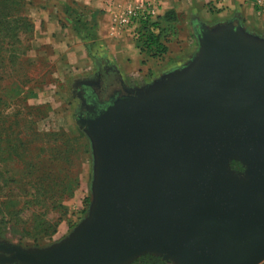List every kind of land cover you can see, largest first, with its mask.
<instances>
[{"label":"water","instance_id":"95a60500","mask_svg":"<svg viewBox=\"0 0 264 264\" xmlns=\"http://www.w3.org/2000/svg\"><path fill=\"white\" fill-rule=\"evenodd\" d=\"M196 39L184 66L78 113L87 215L44 248L0 241V264L264 261V38L227 22Z\"/></svg>","mask_w":264,"mask_h":264},{"label":"rangeland","instance_id":"374dc122","mask_svg":"<svg viewBox=\"0 0 264 264\" xmlns=\"http://www.w3.org/2000/svg\"><path fill=\"white\" fill-rule=\"evenodd\" d=\"M141 1L144 2L142 6L152 7L153 14L148 21L150 24L158 16L156 14L158 0ZM79 2L82 3L78 0H24V5H13L12 8L18 9L14 16L18 15L28 20L31 30L26 32L22 28L14 30L13 27L18 24L11 21L6 23L8 25L6 35L0 36V41H3L0 51L3 52L1 54L3 63H5H2V68L6 74L5 80L0 81L2 116L6 113L5 105L7 103L12 104L11 110L20 109L23 115H26L29 108L35 109L36 106H40L39 110H42L44 106H49L52 111L48 116L43 117L44 114L38 112L39 116H36V119L39 117L42 120L37 122V130L50 132V130L63 129L76 135L82 133L87 142L88 154L83 153V147H78L77 152L71 153L67 161H58L61 162L62 174L67 175L68 181L75 187L72 196L64 197L61 201L66 207V214L60 217L53 234L43 235L42 228L46 223L53 224L57 221L60 214L58 209L51 210L50 208L46 213H42L43 209L36 211L34 207L29 206L27 210H22L17 214V218H20L23 225L16 224L14 221L3 223L4 221L0 220V241L20 245L25 249L44 248L62 240L87 215L91 202L93 158L90 141L76 123V117L82 109V102L78 94L82 93L84 88L80 84L92 81L99 74L102 76L98 78L100 87L105 79H110L112 85L106 96L97 91L98 99L103 100L108 96L111 98L120 97L125 94L126 89L145 87L163 75L162 73L158 77L147 78L121 77L111 64L105 62L102 63L110 67H102L100 62L87 68L75 65L73 56L70 55L69 59L68 55L72 52L78 54V50H82V45L87 48V35L91 36L92 34L89 24L97 20L96 11L86 10L82 6L88 5H80ZM134 4L131 6H138L137 3ZM125 7L123 5L120 10L114 12L111 27L119 36L133 42L139 51L136 47V40L140 27L147 21L136 19L129 27H120L117 24L118 15L116 16V14ZM11 19L14 18L11 17ZM53 23L56 24V29H59L58 33L61 34L60 42H55L58 36L56 31H52ZM200 26V24H193L190 19L186 21L182 17H177L174 22L161 25L160 41L165 45H173L171 48L177 53L185 54V47H188L190 43L197 45L196 30ZM80 31L84 33L83 39L76 36ZM13 33L16 36L12 37ZM11 43H14L13 47H11ZM13 50H15L14 53ZM94 52L97 53L98 49L95 51L93 48L91 53ZM11 54H15V59H9ZM171 55L173 54L167 52L161 57L152 58L155 59L157 66L162 67L170 61ZM177 55L181 54H174V57ZM173 68L176 67H168L167 71H171ZM11 88L17 89L18 94L8 93L7 91ZM11 102L17 104V107ZM35 115L37 112L33 110V116ZM0 166V178H2L0 180V197H2L8 187H3V183L6 177L11 175L12 166L9 164L4 166L0 164ZM260 264H264V261Z\"/></svg>","mask_w":264,"mask_h":264},{"label":"trees","instance_id":"16d2710c","mask_svg":"<svg viewBox=\"0 0 264 264\" xmlns=\"http://www.w3.org/2000/svg\"><path fill=\"white\" fill-rule=\"evenodd\" d=\"M21 4L24 5V0H0V36L6 35L8 29L6 23L11 21L18 24L13 27L14 30L18 28H22L25 32L31 30V24H28L26 18L14 16L18 9L12 6ZM176 19L177 16L173 11H167L163 16H157L156 20L150 24L144 22L136 40L139 52L153 58L166 54L167 47L160 41L161 25L169 24ZM11 36L14 37L16 34L13 33ZM2 42L0 41V49L3 47ZM13 44L11 43V47ZM12 52L14 53L15 50ZM1 53L3 52L0 51V81L2 82L6 74L2 68ZM9 59H15V54H11ZM7 92L18 94L15 88ZM0 102H2L1 99ZM11 103L17 107V104ZM5 106L6 113L3 116V110H0V164L11 165L12 172L3 183V187H8L6 193L0 197V220H3V223L14 221L16 224L23 225L20 218H17V214L22 210H27L29 206L34 207L36 211L43 209L42 213H46L50 208L51 210L58 209L60 214L57 221L53 224L46 223L42 228L43 235H51L56 231L60 217L66 214V207L61 201L64 197L72 196L75 187L68 181L67 175L62 174L61 162L58 161H67L71 153L77 152L78 147H83V153L88 154L87 142L82 133L76 135L63 129L50 130V132L37 130V122L42 119L40 120L39 117L36 119V116H39L38 112L44 114L43 117L48 116L52 111L49 106H44L42 110H39L40 106H36L35 109L29 108L26 115H23L20 109L11 110L12 104L10 103ZM33 110H36L37 115L33 116ZM232 167L237 170L241 169L238 163H232ZM129 264L168 263L158 256L144 254Z\"/></svg>","mask_w":264,"mask_h":264},{"label":"crops","instance_id":"0c3cea01","mask_svg":"<svg viewBox=\"0 0 264 264\" xmlns=\"http://www.w3.org/2000/svg\"><path fill=\"white\" fill-rule=\"evenodd\" d=\"M78 1L83 3L79 2L80 5H88L82 6L86 10L96 11L95 15L97 20L89 24V29L92 28L90 30L92 34L91 36L87 35V48L82 45V50H78V54L72 52L68 55L69 59L70 55L73 56L74 64L77 66L84 68L93 67L95 63L100 62L103 65L102 67H107L108 65L106 64H111L121 77H158L162 73L169 72L167 71L168 67L180 68L187 64L197 50V45L195 46L193 43H190L188 47H185V55L184 53H177L176 50L171 48L173 45L171 46L170 44L169 46L166 44L168 54L173 55H171V59L167 64L159 67L155 64V59L141 54L135 48L133 42L119 36L115 32V29L111 27V23L114 20V12L123 5H126L125 1ZM167 11H173L177 17H182L186 21L190 19L193 24H200L207 27L232 22L240 26L245 32L264 38V0H158L156 14L163 16ZM52 25V31H56L55 33L58 36L55 42H60L61 34L58 33L59 29H56L55 23ZM76 36H79L80 39L85 37L81 31ZM93 48L95 51L98 49V52L92 54L91 51ZM174 54L181 55L174 57Z\"/></svg>","mask_w":264,"mask_h":264},{"label":"flooded vegetation","instance_id":"af4514ba","mask_svg":"<svg viewBox=\"0 0 264 264\" xmlns=\"http://www.w3.org/2000/svg\"><path fill=\"white\" fill-rule=\"evenodd\" d=\"M99 77H102V76L99 74V76L97 75L96 78H94L92 81L83 82L80 84L84 88L83 92L82 93L80 92L78 94V96L80 97V100L82 102V109L80 111V112H82V114H84L86 111H88V109L90 110L89 107L91 104H94V105H96V107L101 108L116 97L115 96V97L111 98V96H108V97L104 98L103 100L98 99L97 91L98 92L100 91L102 93V95L106 96L107 91L109 90V88L112 85V82L110 79H105V77H103V79H105V80H104V83H101L102 86L100 87L98 84V78Z\"/></svg>","mask_w":264,"mask_h":264},{"label":"built area","instance_id":"2783aa9c","mask_svg":"<svg viewBox=\"0 0 264 264\" xmlns=\"http://www.w3.org/2000/svg\"><path fill=\"white\" fill-rule=\"evenodd\" d=\"M125 2L126 7L116 14V16L118 15L117 24L120 25V27H129L135 22L136 19L147 21L148 23L153 14L152 7L147 8L146 6H142L144 2L141 0H125ZM134 3H137L138 6L132 7L131 5H135Z\"/></svg>","mask_w":264,"mask_h":264}]
</instances>
